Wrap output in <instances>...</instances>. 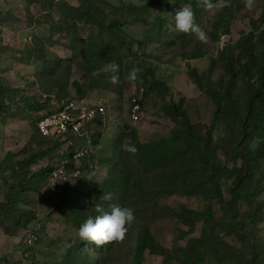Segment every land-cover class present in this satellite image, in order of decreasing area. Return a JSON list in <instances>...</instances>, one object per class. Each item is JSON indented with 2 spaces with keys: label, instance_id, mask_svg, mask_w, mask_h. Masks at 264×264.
I'll list each match as a JSON object with an SVG mask.
<instances>
[{
  "label": "rangeland",
  "instance_id": "obj_1",
  "mask_svg": "<svg viewBox=\"0 0 264 264\" xmlns=\"http://www.w3.org/2000/svg\"><path fill=\"white\" fill-rule=\"evenodd\" d=\"M30 1L0 0V108L7 110L0 111V190L6 191L4 182L10 181L9 163L31 162L39 152L44 154L30 170H44L46 176L17 202L35 215L29 226L0 224V264H133L142 225L167 251L166 256L146 252L144 264H196L195 256L183 252L193 239L203 241L206 264H243L251 245L257 262L264 264V155L253 167L254 196L236 204L238 220L246 223L236 234L196 150L208 142L212 162L232 165L237 123L232 118L214 128V101L225 104L220 84L228 77L227 58L235 61L240 55L241 38L262 36L264 0H255L251 10L244 0H228L229 6L218 11L203 9L199 0ZM185 6L194 11L207 43L175 30L173 17ZM113 62L119 66L117 85L106 70ZM134 66L142 72L130 83ZM157 82L170 88L169 96L150 92ZM245 89L240 78L230 91L238 114ZM134 98L143 103L138 123L130 120ZM71 100L102 106L106 115L93 121L86 134L42 138L38 121ZM171 102L188 113L192 138L173 139L184 126L168 117ZM130 145L138 149L135 154L126 151ZM246 145L252 155L262 148L257 138ZM78 153H83L79 175L66 183L52 181L51 171L72 168ZM215 180L228 200L227 177L216 175ZM106 194L111 200L103 199ZM97 204L105 211L113 205L134 210L135 221L122 242L96 246L80 240L79 227L99 214ZM26 230L37 237L31 249L36 263L23 258Z\"/></svg>",
  "mask_w": 264,
  "mask_h": 264
},
{
  "label": "trees",
  "instance_id": "obj_2",
  "mask_svg": "<svg viewBox=\"0 0 264 264\" xmlns=\"http://www.w3.org/2000/svg\"><path fill=\"white\" fill-rule=\"evenodd\" d=\"M46 1L47 0H31L30 3L44 4ZM65 19L68 20L67 18ZM64 22L66 24L68 23L67 21ZM261 35L262 36L258 39H256L253 34L241 38L239 41L240 55L235 61L227 58L228 77L220 84L224 89L225 104L222 105L223 101L218 98H215L214 101L216 108L212 124L214 128L217 123L229 122L232 118H235L237 123L238 137L230 152V159L232 161L231 167H221L210 160L208 142L203 147H196L198 157L203 164L205 173L212 174L208 175L212 193L223 205L222 211L228 218L231 230L236 234H241L246 228V223L238 220L236 204L242 200L250 201L254 196L253 193L250 192V185L254 176L253 167L256 164L257 158L264 155V27ZM194 74L196 83L200 85L199 72L195 70ZM240 78L246 85V96L244 109L241 114H238L235 104L232 103L230 91L236 87ZM73 86L78 88V93H80V95H83L82 92L79 91V83L74 82ZM155 90L160 91L163 95H170V88L161 82H157L156 88L151 89L150 92ZM0 111L3 114L7 113V110L4 108H0ZM166 112L169 118L180 121L184 126V129L179 130L173 136V139L188 140L192 138L193 129L188 119V113L175 102H171L167 106ZM40 136L44 139L56 140L54 138L43 137L41 134ZM255 138L261 140L262 148L255 155H252L246 143ZM137 142L140 144L139 140H137ZM95 144H98V140L95 141ZM40 153L41 155H39ZM42 154H44V152H39L36 156L32 157L33 160L31 162L18 161L16 163H9V166H6L10 181L4 182L5 188L7 189L6 191L0 190V193L3 194V200L0 201V224L8 223L13 224L15 229H26L31 221L35 219V215H33L31 211L20 209L17 206V202L22 200L25 192L37 189L39 183L45 178L46 175L44 170H30L31 163H36ZM216 175L227 177L228 179V200H224L221 194L220 184L215 180ZM29 232L30 231L27 230L25 231V247H23L22 250L23 258H26L27 262L36 263V261H34L35 253L31 250L32 247L26 249V239ZM202 243L203 241L200 239H193L189 242L187 249H183L185 254L196 257V264H206L202 255L203 252L201 251ZM250 247V257L245 259L243 264H259L257 259H255L256 254L253 246L251 245ZM146 252L153 255H167V251L164 247L156 245L150 227L142 225L138 229L133 264H144V255ZM27 253L28 256L26 257ZM225 262L229 264L228 261ZM213 264H223V262L219 261Z\"/></svg>",
  "mask_w": 264,
  "mask_h": 264
},
{
  "label": "clouds",
  "instance_id": "obj_3",
  "mask_svg": "<svg viewBox=\"0 0 264 264\" xmlns=\"http://www.w3.org/2000/svg\"><path fill=\"white\" fill-rule=\"evenodd\" d=\"M245 7L249 10L255 7V0H244ZM200 6L207 11H218L229 6L228 0H199ZM175 30L184 35H194L201 43L208 42V35L204 29L197 23L196 15L191 7L185 6L179 9L173 17ZM106 70L113 73L110 82L113 85L119 83V66L113 62L106 66ZM142 69L132 67L128 73L130 83H135ZM126 151L135 154L138 149L135 146H128ZM111 194L103 196L104 200H111ZM96 212L99 213L94 218L89 217L79 227L78 235L81 241L102 246L110 243L122 242L128 232L129 226L135 221L134 210L130 207H121L113 205L110 211L97 204Z\"/></svg>",
  "mask_w": 264,
  "mask_h": 264
},
{
  "label": "built area",
  "instance_id": "obj_4",
  "mask_svg": "<svg viewBox=\"0 0 264 264\" xmlns=\"http://www.w3.org/2000/svg\"><path fill=\"white\" fill-rule=\"evenodd\" d=\"M144 114L140 100L134 98L131 103L130 120L138 123ZM106 115V109L102 106H89L85 100L63 102L58 110L45 116L37 123L39 133L46 138H63L67 136H78L87 133L92 122ZM83 153L73 157L74 166L62 165L54 169L50 175L55 183H66L72 176H78L77 163L81 160ZM37 241L36 235L32 232L27 234L26 249L34 247ZM28 253L26 254V257Z\"/></svg>",
  "mask_w": 264,
  "mask_h": 264
}]
</instances>
